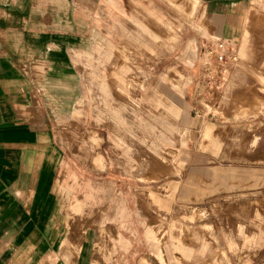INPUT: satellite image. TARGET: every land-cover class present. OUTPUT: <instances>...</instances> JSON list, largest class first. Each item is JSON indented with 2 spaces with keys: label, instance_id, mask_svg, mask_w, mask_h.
Wrapping results in <instances>:
<instances>
[{
  "label": "rangeland",
  "instance_id": "1",
  "mask_svg": "<svg viewBox=\"0 0 264 264\" xmlns=\"http://www.w3.org/2000/svg\"><path fill=\"white\" fill-rule=\"evenodd\" d=\"M0 48L53 109L0 264H264V0H0Z\"/></svg>",
  "mask_w": 264,
  "mask_h": 264
},
{
  "label": "crops",
  "instance_id": "2",
  "mask_svg": "<svg viewBox=\"0 0 264 264\" xmlns=\"http://www.w3.org/2000/svg\"><path fill=\"white\" fill-rule=\"evenodd\" d=\"M242 38L247 39L246 35ZM193 45L191 41L189 48ZM97 50L106 58L111 55L107 48ZM150 65L148 70L154 71ZM35 73L32 64L14 62L0 48V184L13 183L9 189L14 194L4 197L18 200L27 198L30 187L23 185L39 181V167L45 166V159L53 151L49 118L53 109L49 100H44ZM49 257L54 258L51 254Z\"/></svg>",
  "mask_w": 264,
  "mask_h": 264
},
{
  "label": "built area",
  "instance_id": "3",
  "mask_svg": "<svg viewBox=\"0 0 264 264\" xmlns=\"http://www.w3.org/2000/svg\"><path fill=\"white\" fill-rule=\"evenodd\" d=\"M230 46L231 42L229 40H217L210 52L214 55L217 62H223L227 57Z\"/></svg>",
  "mask_w": 264,
  "mask_h": 264
},
{
  "label": "bare ground",
  "instance_id": "4",
  "mask_svg": "<svg viewBox=\"0 0 264 264\" xmlns=\"http://www.w3.org/2000/svg\"><path fill=\"white\" fill-rule=\"evenodd\" d=\"M84 250V249H83ZM83 260V259H82ZM145 263V262H144ZM148 264V263H147Z\"/></svg>",
  "mask_w": 264,
  "mask_h": 264
}]
</instances>
